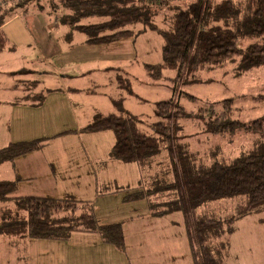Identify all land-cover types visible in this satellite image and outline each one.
Returning a JSON list of instances; mask_svg holds the SVG:
<instances>
[{"label": "trees", "instance_id": "trees-1", "mask_svg": "<svg viewBox=\"0 0 264 264\" xmlns=\"http://www.w3.org/2000/svg\"><path fill=\"white\" fill-rule=\"evenodd\" d=\"M38 1L0 0V50L12 45L2 28L3 24L18 8L34 3L39 5ZM50 1L52 11L59 7L63 10L56 15V24L69 27L67 39L71 33L80 32L88 44L110 43L133 36L126 26L135 23L143 27L135 34L146 28L161 34L162 60L143 65L152 80H159L164 69L172 68L176 70L173 79L176 82L184 74L193 76L205 65L216 67L235 58H238V71L264 65V0H190L184 7L175 9L169 29H161L152 22L157 9L168 7L169 0ZM90 16L105 19L90 24L81 22ZM249 39L248 44L241 46L242 40ZM116 81L119 88L131 93L128 78L117 75ZM171 90V97L155 101V121L151 124L153 133L150 135L140 129L138 116L123 111L119 104L121 98L112 101L119 111L94 113L80 131L94 133L110 129L114 142L109 156L125 163L148 165L153 155L165 149L172 173L170 182L161 187L124 192L123 201L142 199L154 192L169 190L171 196L152 204L150 214L162 216L180 211L193 259L191 264H225L224 256L229 246L226 239L221 241V237L233 232V222L237 218L264 208V115L250 122L240 121L231 115V99L217 101L215 105L220 104L218 109L210 104L195 111L186 110L174 97L175 85ZM184 94L195 101L196 97ZM30 98L35 104L43 96L36 94ZM184 118L199 119L204 123L206 132L219 134L244 129L258 134V137L253 141L252 148L228 162L214 160L208 166H196L188 146L181 142L182 137L177 134L182 130L178 120ZM48 139L38 137L10 142L0 148V162L38 150ZM17 180H0V203L13 202V209L7 207L0 212V234L65 241L76 231H92L98 233L104 242L124 248L122 224L100 222L87 201L71 195L13 196ZM235 195L245 196V201L228 219L195 213L199 205L207 201ZM80 206L86 207L76 213ZM214 240L217 242L213 243Z\"/></svg>", "mask_w": 264, "mask_h": 264}, {"label": "rangeland", "instance_id": "rangeland-1", "mask_svg": "<svg viewBox=\"0 0 264 264\" xmlns=\"http://www.w3.org/2000/svg\"><path fill=\"white\" fill-rule=\"evenodd\" d=\"M50 2V0H39L38 4L41 6L36 5V3L32 4L28 13L33 10L45 16L46 14L44 12H51L54 13L51 19H53L55 15L63 13L61 7L55 12L52 11L51 7L53 5L52 3L50 4ZM189 2L190 0H169L168 7L157 9L156 16L153 17L152 22L161 29H169L171 24L170 20L175 13V9L184 7ZM21 9L22 7L18 8L20 12L19 15L27 13L22 12ZM27 9L28 8H26V10ZM103 19H105V17L90 16L81 22L90 24ZM126 27L131 29L133 36L116 40L113 41V43L103 46L105 52L112 59V61L108 63V70L106 69V72H110L102 77H98L99 75L90 76L82 80L84 82H90L95 79L102 81L103 79H107V76L111 80L112 77L117 74H121V76L123 75V77L128 78L130 81L131 93L125 92L126 94L124 93L123 98H121V103L119 104H121L120 106H122L123 111H129L139 117L140 120L138 125L140 129L147 134L150 135L153 133L151 124L155 121V114L153 113L155 101L171 97V88L173 85H175L174 97L176 99L178 98V101H180V104L185 107L186 110L195 111L199 107L206 108V106L210 104H217V101L231 99L232 104L229 108L231 110V115L240 121L250 122L252 119L264 115V65L238 71V58H235L234 60L224 61L216 65V67L205 65L203 69L195 72L193 76L184 74L176 80V82L173 81L176 70L172 68L164 69L159 80H152L143 65L144 63H157L162 60V35L147 28L143 32L141 31L135 34L137 30L143 28L140 23H135L134 25H128ZM63 28L67 27H61V29ZM50 30L52 37L56 38L58 36V30L55 31L53 27H51ZM74 35L84 36V34L80 32ZM249 41L251 40H242L241 46L248 44ZM27 48L29 47L25 46L20 48L21 50H18V52L15 51L11 59L13 57L20 61L19 59H21L23 53L34 52L32 47L28 51L26 50ZM18 61H15V63H18ZM102 74H104V71ZM93 88H98V86H93ZM184 92L196 97L195 101L189 100ZM105 94V91L93 89L92 96L89 97L93 105L89 106L105 109V104H102L105 99ZM118 96L119 95H116L114 98L117 100L120 97ZM114 98L112 99L115 100ZM215 107L218 109L220 104L215 105ZM105 110L112 113L119 111V107L110 102ZM178 124L182 130L177 134L182 137L181 142L186 143L188 146L190 153L195 158L194 163L196 166H208L214 160L228 162L232 158L242 154V152L252 148L253 141L258 137V134L244 129L219 134L206 132L204 130V123L194 118L179 119ZM99 134H102V137L97 138L96 135L85 132V134L80 137L81 141L78 146L76 145L75 148L72 147V150H70L75 152L80 150L84 157L87 154V156H89V161L92 162L91 165L95 168L98 165V161L106 162V169H101L100 171L97 168L94 170L92 167H89L93 173V179L95 178L97 181L96 187L98 186V188L96 191L89 189L85 192H81L80 195L90 196L92 200L91 203H94L91 207L95 211L96 218H99L102 223L119 222L123 225V228L126 229H129L132 225L136 226L140 223H144L143 225L150 228L149 221H152L150 206L168 199L171 196L169 190L157 191L145 198L131 201H123V195L124 192L149 189L155 186L161 187L165 183L170 182L169 179L172 178V173L169 169V158H167L166 150L163 149L161 152L153 155L152 161L145 166H140L136 162L125 163L121 160H111L109 151L114 142L113 132L110 129H105ZM65 149H68V146ZM61 151H65L66 154H68L67 151L69 150L66 151L61 149ZM79 157L83 162L82 155L79 154ZM71 164H74V162ZM84 166H86V163H84ZM106 178L116 180V183L112 181V184L109 186L111 190L114 188L117 192L108 194L106 197H99L100 195L96 194H100V192L104 191L102 180ZM244 201L245 196L243 195L210 200L199 205L195 213L207 217L213 216L221 220L228 219L236 214L235 211L238 205L244 203ZM95 205L97 207L99 206L98 211H96ZM7 207L13 209V202L7 201L5 203H0V212ZM85 207L86 206H80L76 213H79L81 210L85 209ZM156 208L160 207L156 206ZM21 214H25V212ZM152 224L158 227L156 229L158 235L157 241L160 249L163 251L164 260L163 262L149 260L148 263L146 262L145 264H191L193 262V260L190 259L191 254L189 255V252L187 255L179 256L175 262H173V259L165 260L166 252L171 254L174 250L176 251L175 244H172L174 242L172 238L175 235H179L180 232L185 231L183 214L180 211L167 213L166 217L162 220L152 221ZM233 225V232L225 233L223 237H221V241L226 239L227 245L229 246L224 256L225 264H264V208L260 211H256V213L246 214L243 217L237 218L233 222ZM79 235L82 236L83 233L76 231L66 240L73 241L75 237ZM0 238L4 241L8 240L9 237L3 235ZM128 239L129 247L132 250L134 247H132L131 244L134 242L129 238V235ZM216 242L217 241L214 240L213 243ZM185 244L186 242H184V245ZM11 248L14 249L12 252L10 251ZM78 248V246L70 247L65 244L62 249L64 253L71 255L76 252ZM184 248L188 249L186 245ZM0 250V264L34 263V259H28L27 254L23 256L25 251L21 252L20 248H16L15 246L9 245V248L5 247V249L0 247ZM9 252H11V254H9ZM135 252V250H132L131 254L134 255ZM48 254H50V257L47 255V258L52 259L54 255L52 253ZM80 255L82 256L83 252Z\"/></svg>", "mask_w": 264, "mask_h": 264}, {"label": "crops", "instance_id": "crops-1", "mask_svg": "<svg viewBox=\"0 0 264 264\" xmlns=\"http://www.w3.org/2000/svg\"><path fill=\"white\" fill-rule=\"evenodd\" d=\"M27 6L21 9L22 12H27L26 14L19 15L20 12L17 10L18 12L11 15L2 26L12 45L0 50V148L18 140L27 141L38 137L49 139L38 150L13 160L0 162V180L18 179L13 196L71 195L83 202L87 201L92 206L94 203H91L90 196L80 194L89 189L96 191L97 181L93 179V173L89 167L100 171L106 169V162L98 161L95 168L91 165L92 162L89 161L87 154L84 157L80 150L76 152L70 150L80 143V137L85 134L80 129L92 119L94 113H111L105 109L112 102V98L116 95H119V98L124 96L125 92L119 88L116 81V76L121 74H117L111 80L108 76L102 81L95 79L84 82L82 80L90 76L102 77L110 72H106V69L108 70V63L112 59L103 46L113 42L88 44L85 41L86 37L74 35L77 32L71 33L67 39L69 27L61 29L65 25L56 24V15L51 19L54 13L44 12L45 16L33 10L28 13L32 5ZM51 27L55 31L58 30L56 38H53L50 33ZM25 46L29 47L27 51L32 47L34 52L23 53L20 61L13 57L11 59L15 51L18 52ZM103 71L104 74H102ZM93 89L105 91V103L102 102L105 104V109L89 106L93 105L89 99ZM36 94H41L43 99L33 104L34 101L30 96ZM101 132L95 131L90 134L100 138ZM67 146L68 149H65ZM61 149L69 150L68 154ZM79 154L82 155L86 166ZM72 162L74 164H71ZM108 178L102 180L104 191L100 194L95 192L96 195H100L99 197H106L108 194L117 192L114 188L111 190L109 186L112 181L116 183V180ZM98 207L96 206V211ZM166 215H151L152 221L162 220ZM152 221H149L150 228L143 225L144 223L132 225L129 229L123 228L122 225L125 242L122 249L104 242L98 233L92 231H77L83 235L76 236L73 241L29 239L26 236L8 235V240L2 241L0 238V247L5 249L10 245L20 248L21 252L25 251L23 256L27 254L28 259H34L32 264H145L149 260L163 262V251L157 241L158 227L152 224ZM128 235L134 242L131 244L134 247L132 250L136 251L134 255L131 254ZM1 236L3 234H0ZM172 239L176 251L174 250L171 254L165 251V260L173 259L175 262L179 256L187 255L188 252L190 255L185 231ZM184 242L188 249L184 248ZM65 244L79 248L69 255L62 249ZM13 250V248L10 249L11 252ZM48 253L54 255L52 259L47 258V255L50 257Z\"/></svg>", "mask_w": 264, "mask_h": 264}]
</instances>
